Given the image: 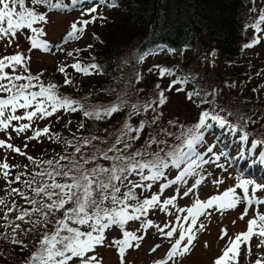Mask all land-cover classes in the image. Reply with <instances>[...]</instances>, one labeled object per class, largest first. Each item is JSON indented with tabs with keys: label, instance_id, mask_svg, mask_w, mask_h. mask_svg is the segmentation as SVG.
I'll return each instance as SVG.
<instances>
[{
	"label": "snow or ice",
	"instance_id": "snow-or-ice-1",
	"mask_svg": "<svg viewBox=\"0 0 264 264\" xmlns=\"http://www.w3.org/2000/svg\"><path fill=\"white\" fill-rule=\"evenodd\" d=\"M85 2L86 0H70V6L75 9L77 5ZM37 6H45L48 10H66L69 4H65L64 0H31V6H28L27 0H0V41H7L6 46H11L17 40V34L27 29L31 33L26 36L30 42L28 52L42 50L44 53L55 55L53 45L46 39H41L46 36L44 28L34 26L41 22L44 24L49 22L48 12L41 13ZM100 6L117 7L118 0H97L96 4L82 12V15H89L91 18L73 22L62 43L79 40L89 24L98 19H106L100 15H93ZM261 24H264V10H261L256 21L249 27L259 34L262 32ZM261 38L256 35L243 47L250 49L259 44ZM57 50L64 51L62 47ZM80 51L81 49L69 51L67 56L73 57ZM154 51L156 50L142 51L138 56V62H143L146 57L154 54ZM168 51L174 52L175 49ZM211 55L214 56L215 52ZM30 59V56L19 51L0 57V132L11 129L17 134H22L32 130L33 135L27 137L29 140L43 136L59 141V135L52 134L49 126L43 129L34 128L35 122L50 118L60 111L82 112L85 118L100 121L110 119L128 106L127 101L120 99L119 102L108 106L89 107L62 95L58 85L46 84L42 80L43 72L31 74L28 66ZM68 67L85 76L101 72L99 65L95 63L82 64L76 60L71 65L61 64L58 71L64 74L66 86L74 83L66 71ZM155 67L159 68L161 78L169 76L175 79L170 81L167 89H161L157 84L155 87L159 91L154 99L143 104L131 105L132 111L123 123L119 136L106 150L96 148L91 155L83 151L92 145L94 140L100 139L97 136L78 137L75 142L66 140L65 154L59 155L58 159L36 161L32 156H27V159L37 166L40 164L48 166L33 173L30 180H22V176L25 175L23 172L16 174L14 179H9L12 168L19 165H10L7 158L0 162V176L7 183L6 196L0 197V212L3 213L0 216V229H3L0 231V240L19 245L20 251L23 252L29 245L25 244L20 236H39L32 245L36 250L27 257L25 264H75L77 260L79 264H102V257L96 252L98 247H115L120 264H125L126 252L129 249H138L148 231L152 229L170 244L165 257L155 260L153 264L169 262L180 264V260L193 250L198 234L205 231L204 220H210L215 213L223 215L241 204L245 207L239 217L240 220L248 216L253 205L256 206L255 214L248 220L246 231L234 237L229 236L226 228L221 229L220 239L223 240L225 237L228 239L222 254L215 259L214 264H239L242 246H247L246 256L251 257L250 241L253 237L259 238L260 241L256 247L264 248V213L259 212V206L264 205V198L257 195L258 192L264 191V185L246 178L241 172L235 177L233 186L218 194L201 199L198 191L212 176L208 171L209 167L214 166L227 171L228 167L239 166V161L245 156V146L249 145L252 136V133L245 129L264 120V116L253 119L255 113L240 114L237 122L233 123L229 119L233 116L232 112L223 107H219V110L212 107L201 111L194 124L178 125V132L160 129L165 137H172L177 143L169 144L167 139H157L148 133V139L142 148L130 152L133 143L141 138L146 128L156 125L163 115L159 109L167 103L166 92L171 91L176 85H180L175 87L176 92H186V86L195 80L191 74L177 75L173 68ZM6 69H11V72ZM18 69L22 71L18 73ZM139 79L138 75L137 82ZM217 93L218 90L213 89L211 93H204L202 96L201 91L193 88L186 92V97L194 103L198 98L199 104H208L210 102L204 97H214ZM20 110H23V114H18ZM149 111L154 113L150 121L140 120L136 126L132 125L130 121L133 116ZM221 112H227V115H221ZM22 121L27 123H20ZM168 123L176 126L173 121ZM84 127L83 122L78 124V129ZM214 128L227 130L230 135L237 138L241 147L236 156L226 151L217 153L214 151L216 143L207 144L206 136ZM153 145L156 147L151 150ZM258 146H264V136L251 139L248 151L251 152ZM24 147L26 148L27 144ZM67 147L73 148V151L68 153ZM0 148H6L22 156L26 155L21 148L5 140H0ZM259 155L264 156V151ZM98 160L108 162L107 166L97 163ZM62 161L65 163H61ZM261 163L264 164V160H261ZM173 169L176 170V174L174 178L169 179V173ZM37 177L41 180L38 181ZM189 179L193 182L180 194V189L188 185ZM13 183H23L31 191L32 196L20 188L12 187ZM211 183L219 187L224 180L216 177L211 179ZM156 184H159L158 192L143 196L144 192H151ZM172 186H176L175 193L162 199L165 190ZM137 189L141 190L140 193H137ZM177 194L180 199L185 197L192 199L191 205L178 206ZM14 195L21 197L29 207L18 205L15 199L9 201V197ZM157 210L172 219L165 221L163 225L155 223L150 214ZM12 213H15L14 218L11 216ZM57 213L60 215L57 216ZM130 222H139L140 228L129 230L127 225ZM113 228L121 232V237H114L108 241L106 233ZM137 232L143 234L138 235ZM205 247H208L207 242ZM159 248L160 244H157L150 251L155 253ZM253 264H264V255L258 254Z\"/></svg>",
	"mask_w": 264,
	"mask_h": 264
},
{
	"label": "trees",
	"instance_id": "trees-1",
	"mask_svg": "<svg viewBox=\"0 0 264 264\" xmlns=\"http://www.w3.org/2000/svg\"><path fill=\"white\" fill-rule=\"evenodd\" d=\"M256 1L261 0H118L117 7H98L99 12L95 15L106 17V19H98L92 23L86 31L87 34L67 50L69 52L81 49L78 54H74L73 57L66 55L50 69L45 67L34 70L28 63L29 70L33 75L43 72L42 80L46 84L58 85L62 95L80 101L86 106H108L119 102L120 99L127 101L128 106L110 119L100 121L87 119L82 112L62 111L63 115L48 121L47 124L35 123L34 128L43 129L49 126L51 133L58 134L60 140L56 141L43 136L29 140L27 137L33 135L32 130H29L27 134L14 136L15 142L10 140L9 143L21 148L26 155L22 156L2 148L3 160L7 158L10 165H19L12 168L9 179H14L15 175L21 172L25 173L22 180L32 179L33 173L48 166L44 164L37 166L29 161L27 156H32L36 161L58 159L59 155L65 154L66 140L75 142L78 137H99V140H94L92 145L83 150L87 155H91L96 148L106 150L110 147V144L106 145L110 140L107 135L114 129L122 128L123 123L128 119V114L132 111L131 105L143 104L154 99L159 91L155 87L157 84L161 89H167L170 81L175 79L169 76L161 78L159 68L155 66L173 68L177 75L194 76L195 80L186 86V92L196 88L201 91L202 96L204 93H211L213 89H217L218 93L214 97H204L210 103L199 104L198 98L194 103L187 99L184 92V99L188 105L187 117L181 116L177 111H170L169 104L166 103L159 109L163 115L158 123L146 128L141 138L133 143L131 151L142 148L148 139V133L156 136L157 139H167L169 144L177 143L172 137H165L160 129L178 132V125L194 124L201 111L212 107H217V110L223 107L232 112L233 116L229 119L233 123L237 122L240 114L255 113L253 119L264 116V62L259 64L251 57L248 49L243 47L245 43L248 41L250 43L258 35L254 29L249 31L248 28L263 10V7L257 6ZM27 3L31 6V1ZM64 3L69 4L68 8H72L70 0H64ZM96 3L97 0L91 2L86 0L85 3L77 6L85 9ZM37 7L38 11L44 12L43 6ZM34 26L43 27L44 23ZM20 42L22 41H17L8 52L0 56L12 55L17 51L28 55V46L22 47ZM89 45H91L90 48ZM149 49L156 50L154 53L164 52L166 57L153 63L146 62V58L143 62H138L139 54ZM168 49H175V51H168ZM213 52H215L214 56L211 55ZM76 60L81 61L82 64L95 63L99 65L101 72L85 76L68 67L66 71L74 83L66 86L65 76L58 71V67L61 64L71 65ZM21 71L22 69L17 70L18 73ZM138 75L139 82H137ZM175 87L166 92L167 102L170 95L176 93ZM141 89L143 91H140ZM220 114L227 115V112ZM153 115L151 111L141 113L133 116L130 122L136 126L140 120L150 121ZM169 121H173L176 126L169 125ZM81 122L85 124V127L78 129V124ZM245 130L252 133L251 139L264 136V120H260L256 125H249ZM25 144H27L26 148ZM155 147L153 145L151 150ZM260 147L264 149V146ZM72 151L73 148L67 147L68 153ZM13 154L16 158L15 163H12L9 158ZM97 163L105 166L108 164L103 160H98ZM92 166L94 165H89V167ZM36 179L41 180L40 177ZM12 187L20 188L27 195L32 196L31 191L23 183H13ZM6 189L7 183L0 176V197L6 196ZM136 191L140 193L141 190ZM155 192L154 190L144 192L143 196H150ZM12 199H15L16 203L22 207H29L19 196L9 197V201ZM2 215L3 213L0 212V216ZM11 216L14 218L15 213ZM127 228L133 230L130 224ZM120 237L121 232L118 230L115 238ZM20 239L29 245L23 252L20 251L19 245L0 240V253H2L0 264H23L31 252L36 250L32 245L39 236L21 235Z\"/></svg>",
	"mask_w": 264,
	"mask_h": 264
},
{
	"label": "rangeland",
	"instance_id": "rangeland-1",
	"mask_svg": "<svg viewBox=\"0 0 264 264\" xmlns=\"http://www.w3.org/2000/svg\"><path fill=\"white\" fill-rule=\"evenodd\" d=\"M91 1L92 0H89V2ZM255 3L258 7H263L262 9L264 10V0L256 1ZM27 5L29 4L27 3ZM88 8H90V6L86 7L85 9H82V6H76L75 9L67 8L66 10H48L45 6H43L42 11L48 12L47 18L49 22L47 24H44V26L42 27L46 32V36L41 37V39H46L48 42H50L51 45H53V52H55V55L51 53H44L42 50H33L32 52H28V56L31 57L30 62L28 63L30 67H32V69H43L45 67L50 69L54 65H56L58 60L67 55V50L74 44H76L78 40L69 41L65 44L62 43L63 37L67 34L68 31H70V26L73 22H76L77 20H88L91 18L89 15H82V12H86ZM98 12L99 11H97V13ZM91 25L92 23L87 26L82 36H85L87 34L86 31ZM261 25L262 32L258 34L260 37H262L260 43L248 49V52L251 57L254 60L258 61L259 64H262L264 62V24ZM248 28L249 31L253 30V28L251 27ZM28 35H30V31L27 29L23 30V33H18L17 40L11 46H6L7 41H0V55H2V53L4 52H8L9 49L17 41H22L20 42V45L22 47L28 46L29 49L30 42L26 38V36ZM247 43H249V41ZM61 47L64 49V51L62 52L57 50ZM163 57H166V54L164 52H155L154 54L146 57V62L153 63L154 61L162 59ZM10 70L11 69H6V71ZM184 96V92L172 93L167 104H169L168 108L170 111H177L178 114H180L181 116L187 117L188 105L186 103L187 101L184 99ZM18 114H23V110H20ZM61 114L63 115L62 111L58 112L50 118L44 120H37L35 123H40L43 125L47 124L48 121L55 120ZM13 123L16 124L17 122ZM23 123H27V121H23ZM34 126L35 125H33V127ZM29 132L30 131L28 130L26 134ZM0 133V140H5L7 143H9L10 140H13L14 136L20 135L12 131L11 129ZM23 134L24 133H22L21 135ZM119 134L120 130L114 129L111 134L107 135V138L111 141H107L106 145H112L119 136ZM5 135L6 137H4ZM8 135L12 138L9 139ZM206 137L207 144L216 143L214 151H216L217 153L221 151H226L229 152L232 156H236L237 152L241 147L237 138L230 135L227 130H220L214 128ZM17 142L19 141L17 140ZM250 144L251 138L249 141V145L245 146V156L242 161H239L238 167H228L227 171L217 169L214 166L208 168V171L212 173V176L209 178L208 182H206L198 190L201 199H206L211 195L218 194L219 192L226 190L228 187L233 186L235 183V177L241 172H243L246 178L254 179L256 183L264 185V164L261 163V160H264V156L259 155V153L264 151V149L258 146L255 150L249 152L248 147H250ZM3 149L0 148V162L4 161L2 154L4 151ZM200 150L203 151V148H201ZM129 151L131 152V150ZM9 158L12 163L16 162L15 154H13ZM222 162H224L223 158ZM175 174L176 170L173 169L169 173V179L174 178ZM216 177L222 178L224 180V183L219 187L211 183V179ZM132 178L135 179L136 177ZM192 182L193 181L189 179L188 185H185L180 189V194H182L184 188L190 186ZM175 189L176 186H172L166 189L165 192L162 194V199L172 196L175 193ZM151 190L158 192L159 184L154 185ZM237 191L239 192L240 190ZM177 195L178 206L187 207L191 205L192 199L187 197L180 199L179 194ZM257 195L260 198H264V191L258 192ZM244 207V204H241L236 209L229 210L223 215L215 213L210 220H204L206 224L205 231L198 234V238L195 242L193 250L190 252V254L186 255V257L180 260V264H214L215 259L222 254V250L225 247V244L228 239L227 237H225V239L223 240L220 239L221 229L226 228L229 236L234 237L236 234L246 231L248 220L254 216L256 208L255 205H253V208L249 210L248 216H246L244 220H240L239 217L244 211ZM259 212L264 213V205L259 206ZM59 215L60 214L58 213L57 216ZM150 218L154 220L155 223H159L161 225H163L165 221L172 219L171 217L166 216L164 213L158 210L152 212L150 214ZM233 221H235V224H233ZM129 224L130 227H133V230L140 228L139 222H130ZM117 233L118 229L116 228H113L111 231H108L106 233L108 241H111L115 236H117ZM137 234L142 235L143 233L137 232ZM205 242H207L208 247H205ZM259 242V238L257 237H253V239L250 241V244L252 246L251 257L246 256L247 246H242V254L239 258V264H253V262L258 258V254L264 255V248L256 247ZM157 244H160V248L157 249L155 253H151V248H153ZM169 248L170 244L164 237L159 236L156 233L155 229L149 230L144 240L141 242V246L138 249L133 248L129 249L126 252L125 264H153L155 260L164 258ZM96 252L99 254L100 257H102V264H120V258L115 247H98ZM23 264H25V260ZM75 264H79V261H75ZM169 264H172V262H169Z\"/></svg>",
	"mask_w": 264,
	"mask_h": 264
}]
</instances>
